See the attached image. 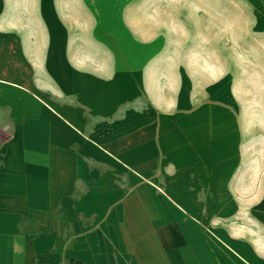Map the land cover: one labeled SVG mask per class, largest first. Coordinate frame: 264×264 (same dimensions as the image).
I'll return each mask as SVG.
<instances>
[{
  "label": "crops",
  "instance_id": "crops-1",
  "mask_svg": "<svg viewBox=\"0 0 264 264\" xmlns=\"http://www.w3.org/2000/svg\"><path fill=\"white\" fill-rule=\"evenodd\" d=\"M0 171V264H264V0H0Z\"/></svg>",
  "mask_w": 264,
  "mask_h": 264
},
{
  "label": "rangeland",
  "instance_id": "rangeland-1",
  "mask_svg": "<svg viewBox=\"0 0 264 264\" xmlns=\"http://www.w3.org/2000/svg\"><path fill=\"white\" fill-rule=\"evenodd\" d=\"M179 1L185 3L189 0H179ZM0 172H2L5 177H11L12 173H14V171H0ZM33 226H36V224L34 225V223H32V227ZM0 238L4 242L14 241V218L4 217L0 219Z\"/></svg>",
  "mask_w": 264,
  "mask_h": 264
}]
</instances>
